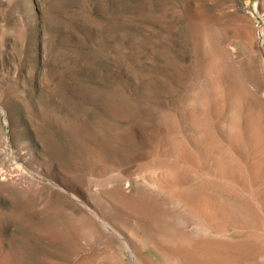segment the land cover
Wrapping results in <instances>:
<instances>
[{
	"label": "rangeland",
	"instance_id": "obj_1",
	"mask_svg": "<svg viewBox=\"0 0 264 264\" xmlns=\"http://www.w3.org/2000/svg\"><path fill=\"white\" fill-rule=\"evenodd\" d=\"M263 55L264 0H0V264H264Z\"/></svg>",
	"mask_w": 264,
	"mask_h": 264
},
{
	"label": "bare ground",
	"instance_id": "obj_2",
	"mask_svg": "<svg viewBox=\"0 0 264 264\" xmlns=\"http://www.w3.org/2000/svg\"><path fill=\"white\" fill-rule=\"evenodd\" d=\"M233 31H234V29H233ZM232 31V32H233ZM250 32V31H249ZM250 39V38H249ZM247 41V40H246ZM251 42V41H250ZM250 45V44H249ZM264 56V55H263ZM250 60V59H249ZM252 72V71H251ZM253 73V72H252ZM251 73V74H252ZM235 74V73H234ZM238 74V73H237ZM236 74V75H237ZM239 75V74H238ZM235 76V75H234ZM241 76V75H240ZM236 85V84H235ZM241 86V85H240ZM238 87V86H237ZM260 100V99H262V98H257V100ZM264 101V100H263ZM258 103H259V101H257ZM257 103V104H258ZM262 107V111H263V113H264V102H261L260 103V105H259V107ZM260 107V108H261ZM258 109V108H257ZM256 112H258V111H256ZM233 116V115H232ZM263 117V116H262ZM233 120V119H232ZM254 120V119H253ZM235 121V120H234ZM254 122V121H253ZM258 124V123H257ZM256 125V124H255ZM253 123H251V135H252V138H250L251 139V141H252V145H253V148H254V150H255V157H256V159H255V164H253V166H252V168L255 170L256 169V167H257V164H258V162H260L259 160L260 159H262V157H263V151H264V137H263V140H261V138H259V137H257V136H253L254 134H255V132H256V126H255ZM264 129V128H263ZM247 134V133H246ZM256 135H258V134H256ZM262 135V134H261ZM264 135V134H263ZM262 135V136H263ZM251 137V136H250ZM242 138V137H241ZM239 141V140H238ZM237 141V142H238ZM249 142H250V140H249ZM250 144H251V142H250ZM254 157V156H253ZM215 158V157H214ZM264 158V157H263ZM216 159H219V157H216ZM215 159V160H216ZM221 160V159H220ZM221 163H222V161H220ZM216 163H218V161L216 162ZM221 163H219V164H221ZM224 163V162H223ZM227 163V162H226ZM225 163V164H226ZM230 165H232V164H230ZM264 165V164H263ZM216 166V165H215ZM221 167V166H224V165H217V167ZM228 166V165H227ZM231 167V166H230ZM225 168V167H224ZM262 168V167H261ZM260 169V168H259ZM218 170H219V168H218ZM223 170V169H222ZM263 170V169H262ZM220 171V170H219ZM264 172V171H263ZM218 189V188H217ZM212 192V191H211ZM218 192V191H217ZM214 194V193H213ZM220 194V193H219ZM214 195H216V194H214ZM217 196V195H216ZM192 197V196H191ZM190 197V198H191ZM207 197V196H206ZM206 197H203V200L200 202L201 203V206H200V208L202 207V208H205L206 206L208 207V205H207V199L208 198H206ZM217 198H220L219 196L217 197ZM215 201V200H214ZM216 202V201H215ZM199 203V204H200ZM213 204V203H212ZM225 204V203H224ZM238 205H240V206H238ZM238 205H236V207H235V205L234 206H232L234 209H235V211L237 210L238 211V209H239V211H238V213H240L241 211L240 210H242V206L241 205H243V204H238ZM217 206V205H216ZM220 207L219 208H223V207H221V205H219ZM223 206V205H222ZM206 207V208H207ZM201 208V209H202ZM233 208H231V210L233 211L234 209ZM237 208V209H236ZM216 209V208H215ZM217 210H219L218 208H217ZM223 210H224V208H223ZM244 210V209H243ZM242 210V211H243ZM199 211V210H198ZM234 213H237V212H234ZM242 213V212H241Z\"/></svg>",
	"mask_w": 264,
	"mask_h": 264
}]
</instances>
